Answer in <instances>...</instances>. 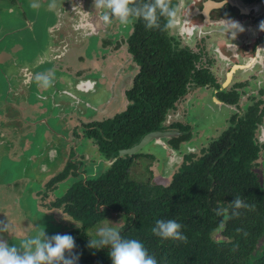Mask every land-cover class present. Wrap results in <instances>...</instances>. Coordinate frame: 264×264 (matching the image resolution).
Here are the masks:
<instances>
[{
	"label": "flooded vegetation",
	"instance_id": "obj_1",
	"mask_svg": "<svg viewBox=\"0 0 264 264\" xmlns=\"http://www.w3.org/2000/svg\"><path fill=\"white\" fill-rule=\"evenodd\" d=\"M146 2L151 0H135L132 7ZM49 3L0 0V13L21 18V26L4 28L0 38V46L8 41L0 48V221L11 226L0 237L19 246L44 231L88 242L109 216L122 215L126 222L97 196L118 163H129L128 178L140 184L156 185L152 175L163 171L158 176L168 186L185 166L215 155L216 148H234L242 137L246 148L258 150L251 172L264 192V0H172L178 23L162 39L178 55L186 53L187 63L182 72L165 71L163 82L154 76L162 67L143 56L149 49L151 58L161 56L162 39L153 40L142 19L127 26L102 22L104 9L99 14L95 0H56L54 9ZM221 20L237 21L245 30L230 40ZM175 81L185 92L166 112L162 128L123 148L133 140L128 134L136 100L146 102L148 87ZM201 101L210 119H223L221 128L192 115ZM152 133L168 136L121 155ZM138 160L147 163V175L136 179ZM84 195L97 197L95 214L105 217L88 230L76 217V201ZM214 238L221 240V233Z\"/></svg>",
	"mask_w": 264,
	"mask_h": 264
},
{
	"label": "trees",
	"instance_id": "obj_2",
	"mask_svg": "<svg viewBox=\"0 0 264 264\" xmlns=\"http://www.w3.org/2000/svg\"><path fill=\"white\" fill-rule=\"evenodd\" d=\"M152 31L153 40L165 38L164 30ZM163 39L161 56L151 58L150 49L143 55L157 62L156 69L163 68L154 75L162 82L168 74L165 71L175 67L177 73L182 72L184 63H187L186 53L178 55ZM158 59L164 61L162 65ZM174 83V86L169 82L148 87L146 102L136 100L133 111L136 120L128 134L133 140L122 143L123 148L132 142L137 144L145 134L162 128L166 112L185 92L184 86L177 81ZM246 144L242 137L234 148H216L215 155L205 156L176 173L168 186L131 181L127 173L129 163L121 161L103 178L97 196L114 212L125 215L126 222L119 229L121 235L143 242L158 264H264V192L251 172V161L256 158L258 150L246 148ZM236 196L254 208L235 210L241 214L228 219L221 229L219 225L223 216H217L214 210H227L231 217L234 211L231 204ZM96 199L84 195L76 201V217L86 230L105 219L103 215L95 214ZM72 213L76 212L72 210ZM159 219H173L180 223L188 238L187 243L155 236L152 228ZM237 229L242 231L237 232ZM217 231L222 235L221 240L214 238ZM82 236H86V232ZM72 237L76 243L75 252L80 255L78 264H111L109 249H90L87 247L89 241Z\"/></svg>",
	"mask_w": 264,
	"mask_h": 264
},
{
	"label": "clouds",
	"instance_id": "obj_3",
	"mask_svg": "<svg viewBox=\"0 0 264 264\" xmlns=\"http://www.w3.org/2000/svg\"><path fill=\"white\" fill-rule=\"evenodd\" d=\"M135 0H95V6L100 10L104 9L100 19L105 23H112L114 20L121 25L127 26L137 19L145 22L149 30L173 29L178 23V6L173 5L172 0H151L142 7H132ZM36 8L38 5H31ZM50 9L56 7V0H50ZM161 20L165 21L161 28ZM223 33L231 34L230 40H235L238 33L243 32L244 27L234 20H221ZM260 29L264 31V21L260 22ZM229 40V39H228ZM229 40V41H230ZM264 84V82H259ZM50 82L44 81L48 87ZM231 208L234 210L232 216L214 210L217 216H223L219 225L224 228L225 222L232 217H238L241 213L235 210L252 209L254 205L246 203L240 196L232 201ZM182 225L173 219H159L152 228V233L162 240H171L187 243V236L182 232ZM11 226L7 219L0 221V233H8ZM242 229H237L241 232ZM246 236L247 233L245 232ZM88 248L97 251L107 248L111 264H158L155 256L149 254L144 243L138 239L124 238L116 227L102 226L97 229L96 235L90 237ZM75 239L69 234H55L48 237L46 233L40 232L37 235L23 239L19 246L9 244L7 240L0 237V264H78L80 255L75 252Z\"/></svg>",
	"mask_w": 264,
	"mask_h": 264
},
{
	"label": "rangeland",
	"instance_id": "obj_4",
	"mask_svg": "<svg viewBox=\"0 0 264 264\" xmlns=\"http://www.w3.org/2000/svg\"><path fill=\"white\" fill-rule=\"evenodd\" d=\"M21 18H19L17 16V14H9L7 12V10H3L1 13H0V38L2 36V34L6 31V29L4 28H9L11 30L13 29H16L18 28L19 26H21ZM37 33V32H36ZM26 35V34H25ZM31 35V34H30ZM35 36H30L28 39H26L25 43H28L29 40H32V38H34ZM7 42H3L0 46V48H3V46H7ZM11 42V41H9ZM201 104L199 105H196V108H193L192 110V115L193 116H196V118H199L200 122H202L203 124H206V125H209V124H217V126L219 128L222 127V125L224 124V121L223 119H221L220 117H218L215 120H212L210 119V117L208 116H211L212 115V112L206 107V104H205V101H201L200 102ZM200 124V123H199ZM212 128H213V125H212ZM206 131L209 132L210 134V130L209 128H205ZM149 161V159H148ZM147 163L143 160H138L137 161V166H135V168L133 169V178H136V179H139L140 175L143 173L146 177L147 175V172H146V165ZM154 168V165L152 164V166L150 165V163H148V171H151L153 170ZM165 171V170H164ZM157 175L153 174L152 177L153 179L151 178V181L152 183L154 184H164L166 185L167 183V180H163L160 176H158V174H163V171H161L160 173L157 172L156 173ZM158 176V177H157ZM150 174L148 172V177L145 178V180L148 179V181L150 180ZM125 222V218L122 216V215H111L109 216L108 220L104 223V224H101L99 227H102V226H112V227H116L117 229H119V227H121ZM94 229L93 230V237L96 235V232H97V229Z\"/></svg>",
	"mask_w": 264,
	"mask_h": 264
},
{
	"label": "water",
	"instance_id": "obj_5",
	"mask_svg": "<svg viewBox=\"0 0 264 264\" xmlns=\"http://www.w3.org/2000/svg\"><path fill=\"white\" fill-rule=\"evenodd\" d=\"M167 134L165 133H152L150 135H148L146 138H144V140L141 141V143L133 148V149H130V150H126V151H123L121 152V155H125V154H129V155H132V154H136V153H139L140 150L147 144V143H150L152 140L156 139V138H160V137H164L166 136ZM168 136V135H167Z\"/></svg>",
	"mask_w": 264,
	"mask_h": 264
}]
</instances>
